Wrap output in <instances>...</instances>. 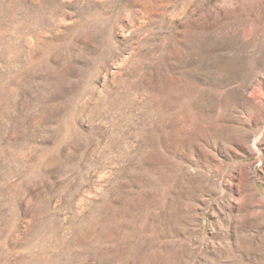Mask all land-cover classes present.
<instances>
[{
  "label": "rangeland",
  "instance_id": "1",
  "mask_svg": "<svg viewBox=\"0 0 264 264\" xmlns=\"http://www.w3.org/2000/svg\"><path fill=\"white\" fill-rule=\"evenodd\" d=\"M0 264H264V0H0Z\"/></svg>",
  "mask_w": 264,
  "mask_h": 264
}]
</instances>
